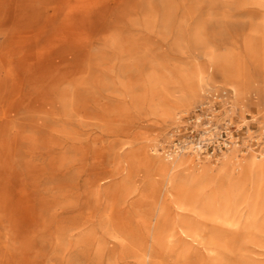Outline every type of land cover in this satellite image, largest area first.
Wrapping results in <instances>:
<instances>
[{"label":"bare ground","instance_id":"obj_1","mask_svg":"<svg viewBox=\"0 0 264 264\" xmlns=\"http://www.w3.org/2000/svg\"><path fill=\"white\" fill-rule=\"evenodd\" d=\"M143 1L26 0L19 17H2L0 72H5V77H0V120L8 121L11 113L17 114L26 75L41 77L42 83V91L30 96V109L40 113L49 109V116L61 109L69 118L84 119L86 95L107 84L106 76L98 74L97 68L112 57L98 49L101 40H110L115 50L118 75L129 78L139 70L141 59L150 65L152 53L140 51L131 36L140 26L151 31L159 22L168 24L171 13L165 6L160 14L154 0H145L149 15L142 18L146 9L138 4ZM249 1L241 0L239 8H244L241 13H246L254 26L255 39L264 42V0ZM42 43L49 44L37 52ZM216 75L232 85L233 104L226 109L228 116L245 121L248 109L256 107L259 127H264V87L250 92L255 82L235 55L214 60L207 70L195 66L185 73L179 96L163 109L162 122L176 123V109L187 107L205 88H212ZM55 96L56 100L43 103ZM39 120L25 125L31 131L53 132L47 118ZM3 132L0 127V136ZM4 144L0 139L1 164ZM42 144L46 148L52 144L56 151L64 148L59 141ZM20 148L14 141L6 159L18 161ZM103 149L104 143L94 147L91 158L96 163L93 171L86 173L90 191L84 202L80 197L48 205L28 198L21 202L25 176L10 171L8 162L4 164L0 174L5 181L0 184V228L4 230L0 264H64L72 249L76 251L72 264H264V145L261 160L244 157L238 146H233L217 167L211 162L201 164V157L194 152L174 151L155 158L138 146L141 153L131 163L127 161L132 171L128 176L133 180L114 188L109 209L99 216L100 191L115 180L114 170L104 161ZM118 151L113 152L115 157ZM89 159L88 152L80 158L82 162ZM54 167L52 164L50 172H44L51 182L57 178ZM239 170L235 177L233 173ZM84 173L77 175L78 181ZM74 190L75 186L61 182L36 193L33 190V198L43 191L44 195L71 194ZM123 194L150 196L153 202L148 213L134 218L121 216ZM227 216L235 219V227L222 225ZM194 243L202 244V250L193 247Z\"/></svg>","mask_w":264,"mask_h":264},{"label":"rangeland","instance_id":"obj_2","mask_svg":"<svg viewBox=\"0 0 264 264\" xmlns=\"http://www.w3.org/2000/svg\"><path fill=\"white\" fill-rule=\"evenodd\" d=\"M25 1L0 0V19L7 15L10 19L19 17ZM154 4L160 14L164 13V7L168 6L171 13L168 24L159 22L151 31L140 26L141 29L134 31L131 36H134L135 44L140 51L150 50L153 55L151 64L141 59L137 63L139 70L131 73L129 78L118 75L119 59L115 55V50L110 40H101L98 43V49L108 52L112 57L97 68L98 74L106 76L107 84L86 95L88 111L82 112L84 119L69 118L61 109H55V114L51 116L48 114L49 109L46 113L30 109L32 106L30 96L42 91L40 89L42 83L41 77L25 76L21 107L17 110V114L11 113L8 121L0 120V127L4 128L0 139H4L5 143L1 149V158L4 161L3 164L0 163V174L7 162L10 171L23 172L25 179L22 183L21 202L23 200L25 202L28 198L29 201L33 200L38 205H48L62 203L66 199L76 197H80L84 202L90 191L86 173L92 172L96 163L91 158L94 147L104 143V161H107L106 164L109 163L107 166L114 170L115 180L100 191L98 215H102L109 209L114 188L121 187L126 180H133L129 178L131 176H128L131 168L127 161L131 163V160L141 153L138 146L144 147L150 157L157 158L167 155L176 139L184 142L189 139L191 131H194L195 135L200 133L199 130H202L204 125L196 122V108L215 93L226 92V99L224 106L218 107L216 109L218 112L213 116L214 130L210 133L211 137L218 136L222 128L229 125L237 130L235 138L239 139L233 146H238V150L244 157L254 156L261 160L264 127H259L258 109L249 108L245 121L236 115L228 116L226 109L233 104L232 85L223 76L216 75V83L212 84V88H205L200 92V97L187 107L176 109L178 122L177 119L172 125L162 122L163 109L169 104L172 105L174 99L179 96L183 76L195 66L207 70L211 68L214 60L235 55L241 58L255 82L250 92L255 93L258 86L264 87V42L258 38L255 39L254 26L249 23L247 14L241 13L244 8H239L241 0H154ZM138 6L146 9L144 14H141L142 18L149 15L147 1L144 0ZM124 24L126 26V23ZM48 44L42 43L37 52H42L41 50ZM0 46H3L2 38ZM28 58L30 59L29 56ZM29 59L26 62V68L29 67ZM0 77L3 79L5 72L1 71ZM56 97L47 99L43 103L48 104L56 100ZM2 111L0 104V114ZM189 115H192L190 120L186 119ZM40 117L47 118L54 129L52 133L31 131L28 125H25L40 121ZM104 122L108 123L107 126L103 125ZM22 126L24 128H21ZM14 141L20 143L21 147L18 161H16L17 158L16 160L6 159V156L11 155ZM43 141H59L64 144V148L56 151L52 149L55 147L52 144L46 148L42 144ZM123 145L126 146L121 148ZM233 146L216 150L213 155L211 152L194 153L201 157L199 161L201 164L211 162L217 167ZM152 147L154 152L151 151ZM116 151L119 152L117 157L113 155ZM86 152L89 153L90 159L82 162L80 158ZM184 152L193 151L181 153ZM52 164L55 166L54 175L57 177L53 182L47 179L46 173L44 174L45 171L50 172L49 167ZM43 169L46 170L42 171ZM81 171L85 173L78 181L77 175ZM240 173L239 170L233 174L236 177ZM61 182L67 183L68 186H75V190L71 194L48 192L44 195L42 193L45 191H43L33 198L34 191L36 193V190L42 191ZM4 183V178L0 175V184ZM125 196L123 194L120 198L122 202L125 200V204L120 207L121 216L127 215L133 218L137 215L142 216L148 213L153 202L150 196L142 198L135 195ZM234 221V218L227 216L222 225L226 228L235 227ZM3 235L4 230L0 228V247ZM194 246L201 250L203 248L202 244L198 246L194 243ZM75 254L76 251L73 249L67 252L64 264H72L71 259ZM262 262L264 263V257Z\"/></svg>","mask_w":264,"mask_h":264},{"label":"built area","instance_id":"obj_3","mask_svg":"<svg viewBox=\"0 0 264 264\" xmlns=\"http://www.w3.org/2000/svg\"><path fill=\"white\" fill-rule=\"evenodd\" d=\"M208 100L196 108V122L203 124L204 128L199 130L200 133L194 134L191 131L189 139L183 141H176L173 144L171 152H182V151H193L199 154H207L211 152L213 155L216 150L228 149L233 145H236L238 140L235 138V130L229 125H225V128L220 131L218 136L211 137L210 133L214 130V123L212 121L213 116L218 112L216 109L224 106V101L226 99V92L220 94L215 93L214 95L207 97ZM193 115V114H192ZM192 115L187 116L186 119L190 120ZM195 120V119H194ZM192 121V118H191Z\"/></svg>","mask_w":264,"mask_h":264}]
</instances>
